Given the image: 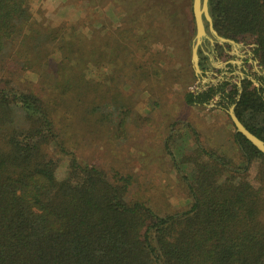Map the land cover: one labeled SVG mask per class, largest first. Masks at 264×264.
Returning a JSON list of instances; mask_svg holds the SVG:
<instances>
[{
    "label": "trees",
    "instance_id": "trees-1",
    "mask_svg": "<svg viewBox=\"0 0 264 264\" xmlns=\"http://www.w3.org/2000/svg\"><path fill=\"white\" fill-rule=\"evenodd\" d=\"M32 1L0 0V264H264V154L233 133L236 157L198 137V147L178 159L171 137L163 151L190 208L161 215L146 196L133 197V175L79 155L85 139L97 141L104 129L127 136L131 109L119 97L132 77L106 88L88 74L104 61L117 66L118 39L107 42L84 21H58L43 5L35 11ZM208 5L221 37L254 39L264 69V0ZM139 7L147 15L146 3ZM243 74L241 86L221 81L185 92L183 101L208 107L218 97L264 142V73L254 74L259 87Z\"/></svg>",
    "mask_w": 264,
    "mask_h": 264
},
{
    "label": "rangeland",
    "instance_id": "rangeland-1",
    "mask_svg": "<svg viewBox=\"0 0 264 264\" xmlns=\"http://www.w3.org/2000/svg\"><path fill=\"white\" fill-rule=\"evenodd\" d=\"M144 2L149 8L147 15L139 7ZM158 3L162 6L157 8ZM42 5L50 13L56 10L54 18L58 21H84L89 29H101L107 42L111 43L109 40L114 37L118 39L121 48L116 50L121 54L117 66L104 61L101 70H90L92 79L102 81L108 88L114 79L120 87L127 76L132 77L130 86L122 88L119 97L131 109L127 136L113 135L104 129L97 141L92 136L85 139L79 155L107 172L133 175L132 196H146L153 210L161 215L188 210L191 202L180 186L172 159L163 151L164 144L172 137L170 146L180 159L198 147L199 137L205 147L236 157L230 109L223 110L218 97L208 107H189L183 97L185 92H198L221 81L239 85L243 72L259 87L254 74H262L264 69L254 59V39L242 37L229 49L226 43L207 32L208 39L199 50L200 64L207 67L206 77L192 83L188 76L194 72L193 0H33L31 3L35 11ZM124 29L131 31L121 34ZM230 63L234 70L227 66ZM29 78L35 79L32 75ZM117 94L115 89L110 97ZM65 171L66 164L62 163L60 174L64 175Z\"/></svg>",
    "mask_w": 264,
    "mask_h": 264
},
{
    "label": "water",
    "instance_id": "water-1",
    "mask_svg": "<svg viewBox=\"0 0 264 264\" xmlns=\"http://www.w3.org/2000/svg\"><path fill=\"white\" fill-rule=\"evenodd\" d=\"M209 0H193V13L196 23V37L194 40L193 48H192V66L194 69L195 75L202 79L203 71L200 67V57H199V49L202 46L205 39H208V34L206 30L205 20L209 24V30L212 33L213 37L217 39L221 43H227L231 45H235L236 43L231 40L224 39L218 35V33L214 30L213 21L209 13ZM211 43H214L212 39H210ZM205 82V80H203ZM241 86V83H239ZM235 106L231 107L229 110V116L231 121L236 128L235 133L243 135L253 146H255L261 153L264 154V142L252 134L238 119L235 114Z\"/></svg>",
    "mask_w": 264,
    "mask_h": 264
}]
</instances>
